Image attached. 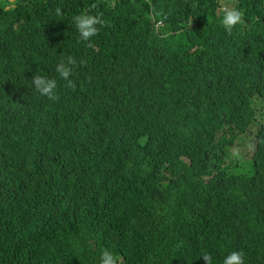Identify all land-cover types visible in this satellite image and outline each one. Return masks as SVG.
<instances>
[{
  "label": "trees",
  "instance_id": "trees-1",
  "mask_svg": "<svg viewBox=\"0 0 264 264\" xmlns=\"http://www.w3.org/2000/svg\"><path fill=\"white\" fill-rule=\"evenodd\" d=\"M82 13L104 22L90 41ZM33 75L57 79L55 102ZM105 250L264 264V0H0V264Z\"/></svg>",
  "mask_w": 264,
  "mask_h": 264
},
{
  "label": "clouds",
  "instance_id": "clouds-1",
  "mask_svg": "<svg viewBox=\"0 0 264 264\" xmlns=\"http://www.w3.org/2000/svg\"><path fill=\"white\" fill-rule=\"evenodd\" d=\"M56 13L57 15L60 14L59 8L56 9ZM73 23L79 33V39L81 41H90L91 37L99 33L97 25L102 27L104 22L98 15L93 16L82 13L73 17ZM240 23H242V13L235 8L226 10L221 17V26L228 35H231L235 26ZM77 66L76 59L69 55L65 59H62L55 67V72L61 80L65 81L66 86L69 88L75 86L74 82L70 80L69 77L73 74ZM32 84L34 85V90L48 101L55 102L59 98L56 92L58 85L56 78L33 75ZM243 256L244 254L241 251L231 252L224 258L223 264H243ZM202 260L204 264H212L211 255L209 253L202 254ZM100 264H117V262L113 254L105 250L101 254Z\"/></svg>",
  "mask_w": 264,
  "mask_h": 264
},
{
  "label": "rangeland",
  "instance_id": "rangeland-1",
  "mask_svg": "<svg viewBox=\"0 0 264 264\" xmlns=\"http://www.w3.org/2000/svg\"><path fill=\"white\" fill-rule=\"evenodd\" d=\"M10 1H12V0H10ZM225 2H226V0H221V3H225ZM242 142L243 141L237 142L234 145V148L231 149L230 154H232V156H235V154L236 155H241L243 157H246V156L249 155V151L252 148V144H251L250 140H248V139L247 140H244V142H246L248 144V149L247 150L242 145Z\"/></svg>",
  "mask_w": 264,
  "mask_h": 264
}]
</instances>
